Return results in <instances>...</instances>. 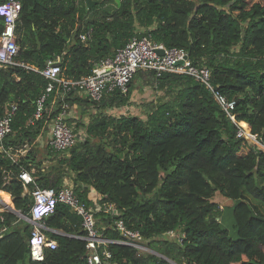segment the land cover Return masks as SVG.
Masks as SVG:
<instances>
[{"label": "trees", "instance_id": "obj_1", "mask_svg": "<svg viewBox=\"0 0 264 264\" xmlns=\"http://www.w3.org/2000/svg\"><path fill=\"white\" fill-rule=\"evenodd\" d=\"M17 1L15 62L23 67H0V117L15 107L4 148L28 145L13 159L0 152V191L12 209L28 215L32 204L34 185L23 186L22 170L42 189H60L70 177L103 238L124 240L115 227L121 220L175 264H264V150L255 152L236 136L238 126L264 146V0H103L90 9L84 0ZM2 30L0 19V35ZM142 36L184 49L195 66L206 67L216 90L234 100L233 121L200 81L147 71H138L136 80L150 74L159 83V101L140 107L139 115L129 112L134 77L127 94L115 92L98 104L75 92L62 100L55 83L34 119L48 82L36 70L48 60L60 56V79L75 81ZM77 100L101 113L77 123L84 137L60 160L62 167L48 170L36 153L52 152L45 139L49 126L63 103ZM123 108L127 113L106 114ZM40 139L46 144L40 146ZM215 195L231 205L232 236L216 220ZM108 205L118 217L105 211ZM81 223L68 206L57 204L44 218V233L57 246L33 262L27 245L31 226L0 210V264H86ZM168 232L180 235V242L167 238ZM106 248L113 264H171L130 246Z\"/></svg>", "mask_w": 264, "mask_h": 264}, {"label": "built area", "instance_id": "obj_2", "mask_svg": "<svg viewBox=\"0 0 264 264\" xmlns=\"http://www.w3.org/2000/svg\"><path fill=\"white\" fill-rule=\"evenodd\" d=\"M21 4L17 0H8L0 4V19L3 23V30L0 35V67L21 66L15 62L19 48L16 39V26ZM162 52V53H161ZM61 57L56 56L46 62L41 70H36L48 82L44 94L37 100L34 119H38L43 110V103L47 96L53 91L54 84H60L62 88L61 99L75 92L86 97L90 102L98 104L102 99L115 92L123 95L127 94L129 84L138 71L154 73L155 77H160L164 73L186 75L200 81L218 103L228 118L233 121L232 111L235 108L234 100H228L211 83L210 72L206 67L195 66L188 57L184 49L165 48L162 44L155 43L150 36L134 37L126 45L114 51L111 56L105 57L95 63L90 74L75 81L60 79ZM14 106L6 110L0 117V152L10 156V151L4 148V139L11 133L12 115ZM125 114V111L124 113ZM68 107L63 103L59 113L55 116L49 126V147L54 153H66L73 148L76 143L84 137V134L75 133L68 122ZM236 136L245 138L253 151L264 150V146L259 140L245 133L237 126ZM13 159L12 157H10ZM23 186L34 185L31 191L32 204L28 215H23L19 210L12 209L10 204H4L2 210L14 213L30 226L27 240L28 255L33 262H42L46 250H53L57 244L48 240L44 233L47 228L44 225V218L50 216L57 204L68 206L82 220V228L86 232L83 238L87 250L86 264H113L111 253L106 246L117 243L130 246L139 251L144 250L143 239L138 232L125 228L121 220L115 223L116 230L123 236L124 240L112 241L99 236L96 229L94 212L81 203L73 192L72 185L64 184L60 189L39 188L35 185L33 177L29 172L22 170L18 174ZM1 203V201H0ZM106 212L118 217V212L112 205H108ZM168 238H175L178 242L181 236L168 232ZM126 237V239H125Z\"/></svg>", "mask_w": 264, "mask_h": 264}, {"label": "rangeland", "instance_id": "obj_3", "mask_svg": "<svg viewBox=\"0 0 264 264\" xmlns=\"http://www.w3.org/2000/svg\"><path fill=\"white\" fill-rule=\"evenodd\" d=\"M93 1H97L99 3H101L103 0H93ZM119 0H112L113 4L117 5ZM95 4V5H97ZM94 5V6H95ZM93 7V6H92ZM144 73V74H143ZM141 75V80H136V77L134 78V81L132 83L131 89H132V96H131V102L132 105L129 106L130 110L129 112H131L133 115H139L140 113V107H150V103H152V106H154L156 104V102L159 101V96H158V90H159V83L150 78V74H147L145 72H143ZM153 84V86H152ZM75 103L78 104H67L68 107V114L72 111H75V120L70 119L69 123L71 124V127L75 128L76 132L79 134H83V131L76 127L77 123L80 122H89V120H93L96 115L98 116L99 112L98 110L94 109V106L85 103L83 100H77ZM123 109H118V111L114 110H108L106 111V114H116L119 115V113H124V111H121ZM70 111V112H69ZM128 110H125V113H127ZM128 112V113H129ZM74 113V112H73ZM85 119V120H84ZM28 149V145L24 144L21 147H18L17 149H13L10 151V157L15 158L18 157V155L20 154V150L26 152ZM25 154V153H24ZM66 154L67 153H54V152H47L45 150H43V152L38 151L36 153L37 158L42 160V164L45 166V168H48V170L50 169L51 165H55L58 168L63 165H61L59 162L60 160H64V158H66ZM57 175V174H54ZM70 183L71 184V180L70 177H66L64 180V184ZM63 184V185H64ZM217 201H218V211H217V216H216V220L217 222H219L223 228H227L229 230L230 235H234V230L232 229V219H231V208L229 205V203L226 202L225 199H223L222 197H220L219 195H215ZM3 207V205H2ZM94 209V208H93ZM168 238V237H167ZM170 239V238H169ZM175 239V238H172ZM143 247L145 248L142 251L143 254H150V255H155L158 257H164L166 260L167 259L165 256H161L157 249V246L154 244L152 246H149L148 243H143ZM142 253H138V255L142 254ZM171 262V264H175V262H172L171 260H169Z\"/></svg>", "mask_w": 264, "mask_h": 264}, {"label": "crops", "instance_id": "obj_4", "mask_svg": "<svg viewBox=\"0 0 264 264\" xmlns=\"http://www.w3.org/2000/svg\"><path fill=\"white\" fill-rule=\"evenodd\" d=\"M78 104V103H77ZM121 111H125V108H123V110H121ZM70 112V111H69ZM74 112V113H73ZM76 116H75V111H73V108H72V111L68 114V118L69 119H73V120H75L76 118H75ZM85 120V119H84ZM45 139H49V133H47V135H46V138ZM46 142H47V140L45 141V140H42V139H40V140H38V143H39V145L40 146H42V145H44V144H46ZM20 154L18 155V157H20V156H22V155H24V151H22V150H20V152H19ZM70 184V183H69ZM25 191H27V190H25ZM0 201H1V203H0V210H2V205H3V203L5 204H9V198H8V196L6 195V194H4L3 192H1L0 191Z\"/></svg>", "mask_w": 264, "mask_h": 264}, {"label": "water", "instance_id": "obj_5", "mask_svg": "<svg viewBox=\"0 0 264 264\" xmlns=\"http://www.w3.org/2000/svg\"><path fill=\"white\" fill-rule=\"evenodd\" d=\"M85 1V4H86V7L87 9H90L92 6H94L95 4H97L98 2L97 1H93V0H84ZM66 40V38H65ZM162 53V52H161ZM163 259H165L164 257H162ZM166 260V259H165ZM169 261V260H167ZM170 262V261H169ZM171 263V262H170ZM173 264V263H172Z\"/></svg>", "mask_w": 264, "mask_h": 264}]
</instances>
